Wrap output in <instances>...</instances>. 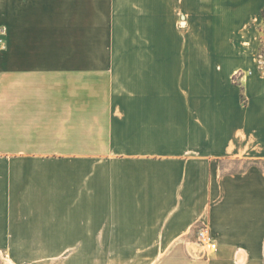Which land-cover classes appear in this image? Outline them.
I'll return each instance as SVG.
<instances>
[{"label":"crops","instance_id":"crops-1","mask_svg":"<svg viewBox=\"0 0 264 264\" xmlns=\"http://www.w3.org/2000/svg\"><path fill=\"white\" fill-rule=\"evenodd\" d=\"M260 19L264 0H0V252L141 241V264H264ZM199 220L217 249L196 258Z\"/></svg>","mask_w":264,"mask_h":264},{"label":"rangeland","instance_id":"rangeland-1","mask_svg":"<svg viewBox=\"0 0 264 264\" xmlns=\"http://www.w3.org/2000/svg\"><path fill=\"white\" fill-rule=\"evenodd\" d=\"M259 26L261 29L259 34L263 38V46L259 50V57L263 58L264 23L262 19L259 21ZM180 39L187 40L184 35H181ZM193 40L194 45L189 49L188 56L201 57L203 55L201 49L202 34L195 33ZM124 53L127 55H141V49L128 50ZM240 76V72L234 76V80L238 83ZM224 163L226 165L230 164L228 161ZM246 163V161L232 163L230 166L238 168L245 166ZM201 226L202 221L199 220L190 229L187 241H184V244L188 247L187 252L191 251L195 255L201 252L208 253L198 240V230ZM167 247H170V245ZM214 251L210 250V252ZM146 259L148 258L141 257V241H34L28 244L25 249L11 250L7 247L0 252V264H141Z\"/></svg>","mask_w":264,"mask_h":264},{"label":"built area","instance_id":"built-area-1","mask_svg":"<svg viewBox=\"0 0 264 264\" xmlns=\"http://www.w3.org/2000/svg\"><path fill=\"white\" fill-rule=\"evenodd\" d=\"M198 240L202 247H204L208 252H210V250L214 251L217 249L216 239L207 224H202L198 230Z\"/></svg>","mask_w":264,"mask_h":264}]
</instances>
